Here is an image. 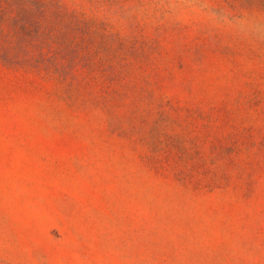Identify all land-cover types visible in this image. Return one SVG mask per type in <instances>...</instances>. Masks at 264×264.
I'll return each instance as SVG.
<instances>
[{
  "label": "rangeland",
  "instance_id": "1",
  "mask_svg": "<svg viewBox=\"0 0 264 264\" xmlns=\"http://www.w3.org/2000/svg\"><path fill=\"white\" fill-rule=\"evenodd\" d=\"M0 264H264V0H0Z\"/></svg>",
  "mask_w": 264,
  "mask_h": 264
},
{
  "label": "trees",
  "instance_id": "2",
  "mask_svg": "<svg viewBox=\"0 0 264 264\" xmlns=\"http://www.w3.org/2000/svg\"><path fill=\"white\" fill-rule=\"evenodd\" d=\"M32 5L36 6V7H39V3L37 1H31Z\"/></svg>",
  "mask_w": 264,
  "mask_h": 264
}]
</instances>
